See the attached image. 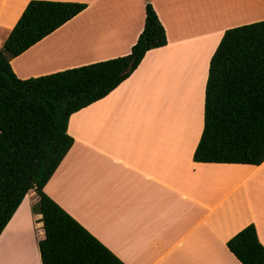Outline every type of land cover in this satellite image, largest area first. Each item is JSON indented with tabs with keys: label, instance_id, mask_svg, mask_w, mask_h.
<instances>
[{
	"label": "crops",
	"instance_id": "0c3cea01",
	"mask_svg": "<svg viewBox=\"0 0 264 264\" xmlns=\"http://www.w3.org/2000/svg\"><path fill=\"white\" fill-rule=\"evenodd\" d=\"M30 1L0 0V50ZM54 1L88 7L12 59L22 79L129 54L148 3L168 44L70 117L74 144L46 193L126 264H241L227 242L254 223L264 244V163H203L194 153L211 58L227 29L264 20V0ZM37 200L30 191L1 234L0 264H42Z\"/></svg>",
	"mask_w": 264,
	"mask_h": 264
},
{
	"label": "trees",
	"instance_id": "16d2710c",
	"mask_svg": "<svg viewBox=\"0 0 264 264\" xmlns=\"http://www.w3.org/2000/svg\"><path fill=\"white\" fill-rule=\"evenodd\" d=\"M87 3L31 0L0 50V236L30 191L45 237L42 264H126L45 186L74 144L70 117L128 79L147 52L168 44L151 3L145 26L125 56L22 79L11 61L52 34ZM203 163H264V20L227 29L213 54L204 129L194 153ZM227 246L241 264H264V244L249 224Z\"/></svg>",
	"mask_w": 264,
	"mask_h": 264
},
{
	"label": "bare ground",
	"instance_id": "6f19581e",
	"mask_svg": "<svg viewBox=\"0 0 264 264\" xmlns=\"http://www.w3.org/2000/svg\"><path fill=\"white\" fill-rule=\"evenodd\" d=\"M193 51H195V52H193V54L194 55H197V56H199L197 53H198V51H196V49H194ZM190 53H191V51H190ZM192 54V53H191ZM194 61V60H193Z\"/></svg>",
	"mask_w": 264,
	"mask_h": 264
},
{
	"label": "rangeland",
	"instance_id": "374dc122",
	"mask_svg": "<svg viewBox=\"0 0 264 264\" xmlns=\"http://www.w3.org/2000/svg\"><path fill=\"white\" fill-rule=\"evenodd\" d=\"M6 42V41H5ZM5 44V43H4ZM4 47V46H3Z\"/></svg>",
	"mask_w": 264,
	"mask_h": 264
}]
</instances>
